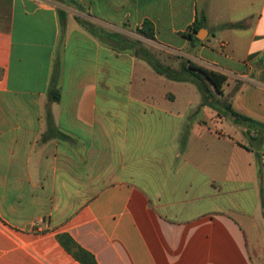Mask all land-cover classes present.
Wrapping results in <instances>:
<instances>
[{
  "label": "crops",
  "instance_id": "1",
  "mask_svg": "<svg viewBox=\"0 0 264 264\" xmlns=\"http://www.w3.org/2000/svg\"><path fill=\"white\" fill-rule=\"evenodd\" d=\"M64 1L0 0V264H82L60 234L97 264H264V146L261 181L244 127L107 40L226 75L264 123V0Z\"/></svg>",
  "mask_w": 264,
  "mask_h": 264
},
{
  "label": "trees",
  "instance_id": "2",
  "mask_svg": "<svg viewBox=\"0 0 264 264\" xmlns=\"http://www.w3.org/2000/svg\"><path fill=\"white\" fill-rule=\"evenodd\" d=\"M85 26L89 24L82 22ZM90 27V26H89ZM202 27V23L195 22L191 27V34H186V37L190 40L195 38L199 29ZM96 34V32H93ZM139 33L147 38L154 39L155 27L150 21L144 22V27L139 30ZM108 39L112 41L123 42L125 41L119 35H108ZM196 39V38H195ZM130 46L136 48V56L144 59L148 62L152 68L160 75L167 77L173 81H188L195 84L200 91L203 98V105H209L216 109L219 113H223L227 118L231 119L233 123L245 128V135L248 138L249 145L245 146L249 151L255 152L257 159V168L259 177L262 181L263 178V161H262V147L264 146V123L255 119L249 118L236 112L230 102L223 101L217 98V95L224 94V84L227 81V76L199 66L189 60L181 59V65L179 69H174L172 66L164 65L158 58H156L151 51L143 47L141 41L127 42ZM60 63L56 62L54 66L53 78L49 92L54 101H59L60 92L58 88ZM58 239L64 245V247L73 254V256L79 260L82 264H97L95 257L81 246H79L69 234H60Z\"/></svg>",
  "mask_w": 264,
  "mask_h": 264
},
{
  "label": "rangeland",
  "instance_id": "3",
  "mask_svg": "<svg viewBox=\"0 0 264 264\" xmlns=\"http://www.w3.org/2000/svg\"><path fill=\"white\" fill-rule=\"evenodd\" d=\"M61 1H63V2H65L64 0H61ZM88 29L90 30L91 28L88 26ZM124 40H127V41H125V43H123V42H118V41H112V40H110V39H108L107 38V40L108 41H111L114 45H116V46H118V47H121V48H124V49H127V50H130V51H132V52H137V50H136V48H134V47H132V46H130V44L129 43H127V42H136V41H138V40H135V39H128V38H126V37H122ZM141 44H142V46L143 47H145V48H147L142 42H141ZM153 53V52H152ZM153 55L156 57V58H158L159 59V57L157 56V54H155V53H153ZM165 56V58H168L169 60H171L170 62H172L171 64H165V63H163L164 65H170V66H172L174 69H179L180 68V65H181V62H180V60H179V58H177V57H175V56H172V55H164ZM160 60V59H159ZM173 64V65H172ZM264 231V230H263Z\"/></svg>",
  "mask_w": 264,
  "mask_h": 264
},
{
  "label": "water",
  "instance_id": "4",
  "mask_svg": "<svg viewBox=\"0 0 264 264\" xmlns=\"http://www.w3.org/2000/svg\"><path fill=\"white\" fill-rule=\"evenodd\" d=\"M199 32H205V30H201V31H199ZM198 37H199L200 39H203V36H202L201 34H199Z\"/></svg>",
  "mask_w": 264,
  "mask_h": 264
}]
</instances>
